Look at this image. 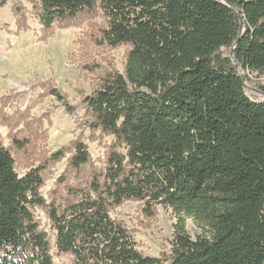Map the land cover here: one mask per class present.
Returning a JSON list of instances; mask_svg holds the SVG:
<instances>
[{
    "label": "trees",
    "instance_id": "1",
    "mask_svg": "<svg viewBox=\"0 0 264 264\" xmlns=\"http://www.w3.org/2000/svg\"><path fill=\"white\" fill-rule=\"evenodd\" d=\"M98 6L109 21L104 41L131 49L125 74L85 103L94 126L125 151L111 153L103 180L48 203L43 164L20 175L0 135V264H54V248L75 264H264V100L248 95L239 71H264V0H41L38 16L51 33ZM27 142L13 139L18 149ZM89 159L77 143L73 165ZM128 200L143 202L149 216L158 205L172 209L171 256L143 254L111 216ZM187 217L211 237L192 240Z\"/></svg>",
    "mask_w": 264,
    "mask_h": 264
},
{
    "label": "rangeland",
    "instance_id": "2",
    "mask_svg": "<svg viewBox=\"0 0 264 264\" xmlns=\"http://www.w3.org/2000/svg\"><path fill=\"white\" fill-rule=\"evenodd\" d=\"M41 0H0V135L16 158L20 175L43 164L41 193L48 203H63L69 188H85L93 178L103 180L112 152L125 151L114 135L94 126L85 100L114 73L125 74L129 44L108 45L102 36L108 18L100 7L56 23L45 31L38 16ZM231 49L223 48L222 55ZM248 95L264 100V71L239 70ZM27 139L18 149L13 139ZM84 143L90 159L75 167L76 144ZM63 151L59 159H52ZM144 203L125 201L111 211L132 233L145 255L166 258L173 253L178 218L172 209L158 205L149 216ZM41 228L54 244L46 208L36 209ZM192 240L211 237L209 228L187 217ZM54 264H75L71 255L53 249Z\"/></svg>",
    "mask_w": 264,
    "mask_h": 264
}]
</instances>
